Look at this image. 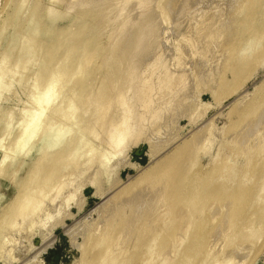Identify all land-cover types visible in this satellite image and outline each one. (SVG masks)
<instances>
[{
	"label": "rangeland",
	"instance_id": "rangeland-1",
	"mask_svg": "<svg viewBox=\"0 0 264 264\" xmlns=\"http://www.w3.org/2000/svg\"><path fill=\"white\" fill-rule=\"evenodd\" d=\"M54 1L55 0H26L25 1V2H27V4H26L22 0H19V1L18 0H0V29H2V27L3 28L7 27L5 29H2L4 32L3 31H1L2 33L0 32L2 34L0 36L1 37V39H0V54L2 55V52L4 51V49L8 46L7 44H10L11 47H13L15 45L17 47L15 46V47L11 48L9 46L8 48L5 49L4 52H7L6 50H10V48H11V49H13V54L15 53V55L20 52V55L24 54L23 55L24 57L26 55L29 56V57L26 56L27 58L25 57L26 59H23L21 62V64L26 62V61H28V63H29L28 68L23 67V68H25V69H23V71H22L21 67L18 68V65H17V68L12 67V66H15V65H12L14 63H11V61L9 62V63H11L10 64L11 69L12 68H16V69L21 68V70L16 72L17 70L15 69L16 70L15 71L13 69L12 72L13 71L14 72L13 73L11 72V74H10V72H7L9 74L8 75L6 74L7 77H5V78H7L6 81H8V82L4 81L5 79L3 77V81H4L3 83H5V84H3V86L5 87V89L2 86L1 89H3V90L0 93L3 96V98H2V96H0V113H1L0 114L1 115L0 116V128L2 130H5L1 133L2 130L0 129V137L3 139L2 140L0 138V140H2V141H0L1 142L0 143V223H1L0 224V264H83V262L85 260L92 259L94 257V255H97V257L98 256H104V255H107L109 253L112 254L119 249H123V251L122 252H121V250L119 251V254L117 255L118 258L114 264H142V263L144 264V262H143L144 260H147L146 262H148L150 264H158V263L161 264V262H163V260H165V259H167V260L169 259L167 261L168 264H186V263L198 264L199 262H201V263L203 262V264H207V263L209 264L213 259L205 258V255H206L207 251H210L211 249L214 248V247L212 248L210 246L211 248L208 249V247L210 245L209 239L211 241L213 240V239H211L212 234H213V233H211V231H213V229L215 228V226H217V224L220 220L217 219L216 223L215 222L214 223L208 222V221H210V218H211L210 216L212 215V214H210L211 212H209V211H211L212 208H210L209 210H205L208 207V204L209 203L212 204L215 200H216V202H215L216 204L220 205V202L224 203L223 201H225L226 198L229 199V196H231V193H232L231 190L234 191L237 189L239 196H242V198H244L246 202L249 198L248 205L244 206V209L242 207L241 211H238V213L242 212V214L244 216L246 215L245 219L242 223L247 225L248 220H249L248 217H251L250 215L252 214L253 210L256 209V207L258 205L257 202L260 203L261 199L262 198L264 199V197H263L264 192L259 191L260 186L258 185V184H261V182H262V181L260 182V180H258V179L261 177L260 175H262L261 174V173H263L262 171H264V169H263L264 168V147L262 148V150L260 149V147H258V146H264V144H263L264 143V123H261L258 126V128L255 131L254 136L250 140L251 146H253V145L255 146V151H253V147H254L253 146V147H251L252 150L247 148L249 150V152H247V153H245V150H246L245 149L244 150L245 154L243 155L242 149L244 146H241L239 142L236 143V141L234 139H233L234 140L233 142L228 139V137H230L231 135H233L235 137L236 133H240V132L242 133L245 125H248L251 121L257 120V118L259 119L260 116L264 117V110H262L263 109V104H262V100H261L262 98L260 99V97H262V93L264 92V83H263L264 82V58L263 57L261 58V60L263 59L262 61L260 59H258L261 57L260 54L264 53V52L262 53V51H264V48H263V50L260 48V47L264 46V45H262V43H264V41H263L264 40V37H263L264 32L262 33L263 36H261L262 39H260L261 44L259 45V44L255 43V46L257 44V46H259V49L258 48L256 50L252 49V51H254L255 54L252 57L248 58L251 61L252 58L254 60V58L257 56L258 58H256V59L258 60V62H256V59H255V62L253 60H252L253 62H250L246 58H244L241 61V59L243 57H241V59L239 58V55L237 57L236 55L239 52L237 51L238 53H236V51H235L236 50L235 49V47H236L235 43H237L236 40L239 36L238 32L240 33L242 31L244 33L243 30H245V29H241L240 31L239 30L237 31V29L233 30V29H235L234 28L235 26H233V23H235L239 20L238 19L239 17L237 18L238 20L235 19V17L239 16V14H240V17L241 16L244 17V20H243V18L240 19L243 22L246 20V18L251 19L253 16L254 18L258 19V22L256 23V27L258 28V26H259V28L261 30L264 29V20H263L264 18H260V16L262 14H264L263 13L264 12V6H262V0H259L258 2L256 1L258 8H257V10H255L253 12H250L249 9L246 10L245 8L243 11V5H244L243 3L245 2V0H235V3L237 1H244L243 3H240V4H243V5H240L242 7L240 10H242L243 12L241 11V13H240L239 12L240 10L239 11L237 10L239 13L237 15V12H236L237 16H235V14H234L236 10H234L233 13L231 10H229V12L231 13V14L229 13V15H228V11H225L228 8L227 6L229 4H231L232 0H228V2L226 0H220L222 4H223L222 1H226L224 3L225 5H223L224 7L221 5L223 7L222 9H224L225 6L227 7L224 9V11H225V13L223 11L224 16L220 20L223 24L219 21L222 26H219L221 28H218V29L219 30L221 29L220 32L222 30H224L221 32L223 34H221L219 32V34L221 36H219V34H218V36H219V37L217 36L218 38L215 37L214 39H211V41H215V42H212L213 43L212 46L210 45L212 43H210V44L208 43L210 40L208 41L206 39L205 41H208V42H206L204 44L205 41L201 40V38H200V41H203L201 43H203L205 46L201 47V46H203V44H201V46L196 45L195 47H197V48L190 46L191 45L190 40L194 38L193 35H195V39H194L195 41H196V39H198V36L195 33L198 30V28H195V26L191 23V26H188L189 24L187 25L188 27H186V32L183 31V33L186 36L183 33H181V34L179 33L180 31L178 29H179V27H181L180 26L181 20H179L180 16H177V15L180 14L179 11L181 10V7H182L181 2L176 4V2L179 0H177V1L176 0H150V2H148L147 6H146L147 8L143 9L144 12L142 11V9H137L138 7L135 8L137 6V4H135V3L139 2L138 0H134L133 3H132V1H130L129 3H128V1L126 3L124 2L125 4L122 3V4H124L123 6L121 3H120V5H118V1L115 0L116 3L112 6L113 10H111V11H108L109 10L108 6L113 4L114 0H99L100 2H99L98 9L96 7V10H94L93 13L91 12L93 17L91 15H89V17L87 15V17H86V16H84V14L86 12H88L89 9H92L98 3L92 4V2H90V3H86V5H84L83 3H81V0H61V1L59 0L62 4V6L60 4L61 10H63V7L65 8V5L68 1H71V3L75 2V6H74V8H72L70 10V15H69V13H65L63 16L59 17L55 21V23L53 24L54 28H55L54 33H53L54 36L53 37L51 36L50 38L48 37V41L45 40L46 36L44 34L46 31L44 32V30H43L44 28H46V30L48 29L46 27L48 25H45V24H48V20L46 21L44 19H41L40 24H41L42 30H41L40 35L43 37L44 40L42 39V37L40 35H39L40 37L38 38V40H39V43H41L42 45L47 42V44H44V45L49 46L54 42V40L56 42L57 39H59L62 36V32L64 30H68L70 27L72 28L71 25H74L73 22L76 23V20H78V18H80L79 16H81V18L79 19L80 22L77 21L78 23H76L75 26L78 25L77 27H80L79 25H83L85 23L83 25V27H84L83 32H85V29L89 30V32H90L92 29V26L94 27L92 21L95 19H96L95 21H97V17L99 19V16L101 15V13H105L106 17L107 16L110 17V14H112V16H115L116 13L118 12L116 10L117 9L123 10V7L125 8L127 4H130V5H127V6H129L130 9L126 8L124 12L123 11H120V13L118 12L119 18H120L118 21L120 22V20H121V22H124L122 24L127 25L126 24L127 18L129 16L132 18L131 21H133V22L128 23V25L126 27L124 26L126 28L127 32H131L134 30V33L135 34L140 33L141 34L140 38H142L144 36L141 33L143 30V26L147 25V27H148V24L151 23L149 21H151V20H152L153 24H151L148 28L146 27L148 30H144L145 34H146L145 35L146 41H145L143 47L140 49L139 48L136 49L134 47H131V45H133V44L129 45L131 38L126 34L127 32H126L124 27L118 28V26H117V25H119L118 21H116V24L114 22V24L112 25V28H113V26H115V27L117 26L116 29H113V31L115 30L117 32L116 33L114 32L113 34H111V33L103 34L102 33L101 35L97 36V38L99 37L100 39H97L96 36H94L95 37V44H94V40L92 37H91V39L93 40V42L90 39H89L90 41H88V39L85 40V37H87L89 35L88 32L87 33L85 32L86 34H84L85 35L84 41L81 40V39H83L81 37L79 39L83 43H85V41L89 42V44H88V42H87V44H84V46L86 45L85 48H87V50H90L88 46L91 45L92 43H93V45H92L93 47L90 46L92 48H94L96 45H98V48L96 47V49H98V51L95 50V48L93 49L95 52L91 50L92 53L93 52L95 53V56H97V59H96V57H95V59L93 58L94 63L93 64L91 63L92 65L89 69H82L81 70L82 74H74L73 73L74 77H76V78L75 79L73 78L71 81L69 80L70 82L66 79H63L64 81L66 80V82L68 81L67 83H68L69 87L61 85L64 82H60V84H58L57 88H55V90H54L55 93L59 92L62 88L64 89V88L68 87V89H67L68 92H67V90H65L64 95L66 93V95L68 94V96H69L68 97L69 99L65 95V96H63L64 98H62L64 101L62 99H60L59 103H58V101L55 102L57 109L55 107L53 110L56 109L57 111L55 110V112H58V110L60 109V112H58V114L56 113L57 116L55 115V112L53 115L58 117V119H55L56 117L53 115H51V119H50V116H47V118H46L47 121L45 119L42 120L44 122H42L41 125H40L41 121L39 119H36L34 121L35 123L37 122V125L34 128L35 130L31 133V136L28 137V138H30V142L27 139L28 143L24 142L25 146L23 149H21L22 151L23 150L24 151L22 153L20 151V153H19L18 146L16 145V143H18V138L24 133V130L26 129V127L29 126L30 124H32V122L30 121L32 119L31 114H30L31 112H28V111H31V109L35 111L37 109L36 111L42 112L44 110L45 113L47 114V113H50V110L52 109V107L55 106V105L52 106L50 103H48V104L43 103L41 105L42 108L40 106H36L38 104L34 105L35 103H37V101H36L37 99L35 100V98H36V95L38 96L37 91L39 89V87H37V86H36L37 88H35V85L37 84V81L39 82V80L40 81L42 80L41 81L42 83H40V85H39V83L37 84L40 86V90H42L41 85L46 81V79L50 78V77L48 78V76H51L53 74L54 70H52V69H55L57 67V65L62 60L61 59L62 57H60V55H58V53L61 52L62 53V54L60 53L61 56H65V55H63V52L65 54H67V52H66L67 50L65 51L66 47H64L65 49L64 50L62 49L63 51L59 50L58 52H56L57 53L56 55L59 56L60 58L58 57L56 59L54 58L53 60H51V58L55 55H53V54L46 55L44 52L43 53L40 52V55H38L40 57V59L37 60L36 59V57H38L37 55L34 57L32 54H30V49H28L30 43H27L28 46L22 50L23 52H24V50L25 51L28 50L27 52H29V53L28 54H26L27 52L21 53V48H23L24 47L23 45L25 44L24 43L25 38H27L26 36H28L27 35L28 25H26L27 21L29 20L28 18L31 16V14L33 12L36 13V11H37V13L35 14L36 17L37 16L38 17L44 16L46 14L47 6L48 7L51 6ZM192 1H194V0H192ZM201 1L202 0H199V1L197 0V4L196 5L192 4V6L195 7L196 9H197V7L200 9L201 7H203L201 5L204 4V2H203V4L200 5ZM204 1H205V3H208L210 5H212V3H213L212 0H210V1H212V3L208 2V1L206 2V0H204ZM220 1H218V3ZM20 2H21V4L19 5ZM173 2L175 3V5H179V6H177V9H178L177 11L172 12L170 9H172L171 7L175 6L172 4ZM198 2H200V3H198ZM76 3H79V4L76 5ZM214 3H216V0ZM218 3H216V4H218ZM16 4H17V7H19L18 11L16 9L17 7L15 8ZM208 4L204 5V6H206V8L204 7L205 9L209 8L208 6H210V5H208ZM263 4H264V0H263ZM82 5H84L83 9L86 11L84 13H82L83 12L82 11L83 9L81 7ZM131 5H134L135 7L131 6ZM168 5L169 6L171 5V7H169ZM237 5H239V3H237ZM120 6H122V8ZM192 6H190L188 8V10H191L190 8L193 9ZM233 6H231V7H233ZM44 7L46 8L45 10H43ZM231 7H229V9H231ZM9 8L12 10L8 11ZM37 8L41 12L38 11ZM174 9H176V7H173V10ZM196 9H194V10L196 11ZM42 10H43V12H42ZM72 10H73V12H71ZM98 10H99L100 14L98 13ZM201 10H204V9L201 8L200 10H197V11L199 12ZM9 12L11 14L8 15ZM23 12H25V13H23ZM121 12H123V13L126 12V14L128 16L121 13ZM198 12H196L197 13L196 15H198ZM94 13H96V14H94ZM175 13H177V15H175ZM37 14H39L40 16ZM105 14L100 16V18L101 19L105 18ZM120 14H121V16L123 15L122 17L127 16L126 20H122L125 18H122L120 16ZM225 15H227L228 18L231 15L234 16V19H233L234 21L230 20V18L227 19V17H225ZM9 16L12 18L10 19ZM26 16H27V18H26ZM46 16H48V18H49L48 14ZM153 16H155V17H153ZM232 16H231V19H232ZM13 17H15V20ZM147 17H149V18H147ZM86 18H91L92 21L87 20ZM175 18H177L178 21ZM186 18L189 19V17H186ZM192 18H195V16L191 17V19ZM225 18L229 22L233 21V23L231 24L227 21H223V20H225ZM8 19H9V21H8ZM81 19L84 20L83 24H80L83 21ZM101 19H99V20H101ZM25 20H27V21H25ZM85 20H87V21H85ZM141 20L144 21L143 24L139 23V21H141ZM183 20H187V19L183 18ZM90 21H91V24L86 23V22H90ZM137 21H138V23H137ZM145 21H148L149 23H147ZM121 22H120V24H121ZM224 22H226V23H224ZM18 23H19V25H18ZM238 23H239L238 25H241L242 22L238 21ZM154 24H155V26H153ZM176 24H179V25L177 26ZM226 24H228L227 27H225ZM89 25H92L91 28L89 27L90 29H88V27H85V26H89ZM192 25L194 27H192ZM25 26H27V27H25ZM139 26H141V27H139ZM152 26L155 28H152ZM232 26H233V28H232ZM16 27L18 29H20L21 31L18 29L16 31ZM77 27H76V31H74L75 28L73 26L74 29L72 31L75 32V36H78V35L80 36V35H82V33L79 34L78 32H80V30L83 27L82 28L81 27L77 28ZM150 27H151V29H150ZM204 27L208 28L207 25ZM253 27L255 28V25ZM253 27L251 26L250 28H253ZM158 28H160L159 30L162 31L161 33H159ZM175 28H176V30H175ZM222 28H225V29H222ZM77 29H78V32H77ZM120 29H121V32H120ZM152 29L154 30V32ZM195 29H197V30L195 31ZM231 29L234 33H236L238 35H234L233 32L231 33ZM118 30L120 33L118 32ZM173 30L175 31L174 33H173ZM249 30L250 29L248 28V32L244 33L245 34L244 38H246L250 34V32L253 33L255 29L250 30V32H249ZM246 31H247V29H246ZM73 32H72V34H73ZM91 32H90V34H91ZM24 33H26V35ZM151 34H152V36H151ZM161 34H162V36H161ZM177 34H180V35H177ZM154 35H156V36H154ZM240 35H242V34H240ZM75 36L73 35L74 38H77V41H76L77 43L76 42H73V43L76 45V48H77V46H78L77 44L80 43L81 41H78L79 36L78 37H75ZM104 36H105V38H104ZM115 36H117V38ZM137 36H140V35L137 34ZM177 36L178 37L180 36L179 39L177 38ZM82 37H83V35H82ZM118 37H119V40H118ZM159 37H161L163 39V40L161 39V41H163L162 45H164L165 47L167 46V44H170L167 46L169 48V50L172 49L173 46H175L177 48V50H178V46L180 47L179 48L180 51L178 50V53L181 52L182 55L179 53L181 57L177 56L179 54L176 53V50H175L176 48L172 49L173 52L171 54L173 56H175V53H176L177 55L174 58L172 55L170 56V58L174 59V60H171V67L174 70L175 75H178L177 77H179V75L186 73V72L191 74L190 77L188 78V80L185 82V84H181V85L178 84L182 87L181 88L182 90H181L180 100L179 99L174 100L172 105H171L175 109H170V108H164L163 109V108H161L162 109L161 114L166 113V112H171V113H166L162 117V119L160 121H158L157 125H153L152 128L150 127V128H147L146 130L142 131L143 133L141 132L142 133L141 136H139L135 141L131 142L130 145L126 148L127 150H125L124 153H121L119 155L114 154L112 151H109V149L103 145L100 146L95 151V154L94 153L89 154V155L87 154L90 157V159H88L89 157L85 156L86 153L88 152L89 148H86L79 153L77 152L78 155L80 157L82 156L83 158L82 157L79 158L78 155L77 156L74 155L76 158H78V160L75 157L72 158L71 156H69L68 154H70V153H68V152L62 153L63 148L65 146H66V148L67 147L72 148V146L74 144L78 143L80 141V139H82L84 137L86 138V140H89L90 143L91 142L102 143L101 141H103L107 138L109 132L106 131L107 128H105V126H103L104 124L99 126V128H100L99 133H97V132L93 133L92 131L88 132V130H89L88 128H90L91 126H95L96 123L98 124L99 123L98 120H100V119H109V118H113L116 115L118 116L119 114H122L123 109H119V106H120L119 105V102H120L119 93L120 92L121 93L126 92L124 89H128L127 87L129 84V82H128L129 81V75L125 74L126 77H124L125 76L124 73H127L128 69L130 71H133L136 67L139 66L141 60H143V59L147 58V56L149 57L151 55V49H149V48H151L152 44H156L157 43L156 41H159V39H160ZM239 37H241V36H239ZM87 38H90V37L88 36ZM226 38H229V39L227 40ZM234 38H235V40H234ZM29 39H31V38H29ZM49 39L52 43L49 41ZM52 39H54V40H52ZM155 39H156V41H154ZM215 39H217V40L220 39V40H218V43H216L217 40H215ZM34 40H32V41H34ZM132 40H134V39H132ZM73 41H75V39H73ZM114 41H117V42H114ZM200 41L199 42L196 41L197 44L200 43ZM42 42H44V43H42ZM90 42H92V43H90ZM140 42H141V40H139V43ZM172 42H173V44H172ZM176 42H177V44H176ZM225 42H227V43H225ZM13 43H15V44L13 45ZM149 43H150V45H148ZM207 43L209 44V46ZM27 44H25V45H27ZM174 44H176V45H174ZM221 45L223 47H221ZM148 46H150V47H148ZM229 46H231V48H229ZM191 47H192V49H191ZM198 47L200 49H198ZM76 48L73 47V49H76ZM185 48H186V50L188 49V51H181V50H184ZM193 48L195 50L194 52H192ZM225 48H227V49L229 48V49L226 50ZM14 49L16 50L17 53L14 52ZM233 50L235 52V55H234V52H232ZM260 50H262V51H260ZM106 51L110 53L109 56L107 55L108 57L105 56L107 53ZM224 51H226V52H224ZM229 51L231 53H233L234 57H233V55L232 56L230 55ZM98 52H100V53H98ZM185 52H187V53H185ZM198 52H200V53H198ZM204 52H206V53H204ZM222 52H223V55H222ZM83 53L86 55L89 52H86V50H83ZM94 53H93V55H94ZM224 54L226 56H224ZM32 56L34 57V58H32L33 61L30 59ZM227 56H229V57H227ZM230 56L233 58L237 57L236 58L237 60L234 59L233 62H231L230 66H229L230 70L228 68V70L226 72V70H225L226 65L225 64L229 63ZM115 57L118 58V60L116 62L114 61ZM176 57H178L177 58L178 61L175 59ZM44 58L47 60H45ZM63 58L65 59V57H63ZM223 58H225L227 62ZM27 59H30L31 61L29 62V60H27ZM57 59H59V61ZM208 59L210 62H208ZM227 59H229V60H227ZM34 60H36L37 62H35ZM41 60H43V61H41ZM44 60H45V62H44ZM179 60H180V62H179ZM39 61L43 62L44 64L39 63ZM54 61H55V63H57L56 65L54 63H52ZM120 61L121 62L123 61V62L120 63ZM235 61L241 62L244 65H245V63H243V62L249 61L250 64L253 63L254 65H252V66H250L249 64L247 65V63H248L247 62L245 69H244L245 71H244L242 68L244 66L240 65V66H242L241 67L242 69L239 68L238 66H236L234 64ZM259 61L261 64L259 63ZM9 63H8V65H9ZM38 63H39V65H38ZM127 63L130 65H132L134 63L136 67L133 65V66H131V68L130 67L128 68ZM178 63H180V64H178ZM8 65H6V66L9 67ZM43 65L44 66L47 65L46 68L47 67L48 68L46 69L45 67H43ZM51 65L55 68L51 67ZM179 65H181L182 67L179 68L180 67ZM185 65H187L188 67H186ZM200 65H201V67H199ZM19 66H23V64L19 65ZM99 66L101 69H99ZM102 66H104V68ZM223 66H224V70L222 69ZM233 66L236 67V70L240 69L242 71L239 70L237 72H234L236 75H233L232 71H231V70H233ZM7 67H6V70L9 69V68L7 69ZM184 68H186L185 69L186 72L183 71ZM187 68L191 72H189V70ZM41 69H42V71H41ZM98 69L100 70L99 76H98L99 79L98 80L94 79L95 81L92 82L91 84H89V82L87 83L89 78H91L89 76L94 75V76H92L94 78L95 73L96 74L98 73ZM221 69L223 72H225V73H221V74H224V76L222 75V77H223L222 79H220V77H219V75H221L220 74ZM48 70L51 71L50 75L48 74L49 73ZM176 70L180 71V73L177 72ZM181 70H182V72H181ZM9 71H11V70H9ZM46 71H47V73H46ZM71 71H72V69H71ZM130 71H128L129 72L128 74L131 73ZM78 72H79V70H78ZM176 72L179 74H176ZM14 73H17V74L14 76ZM116 73H118V74H116ZM45 74H46V78H45ZM70 74H72V73H70ZM112 74H116L117 77H116V75L114 77ZM12 75H13L14 80L12 78ZM118 75H120V76H118ZM80 77H81V79H80ZM177 77L175 76L174 79H176ZM77 78H78V80H76ZM124 78L127 79L128 81L126 82L124 80ZM218 78L220 80H218ZM8 79H10V80H8ZM84 79L86 82L85 84H84ZM73 80H74V82H73ZM34 82H36V83H34ZM67 83H65V84L67 85ZM45 85L46 84L44 83V87H45ZM70 85H72V86H70ZM117 85H120L121 87L120 86L119 87L122 89L117 87ZM74 87H75V89H74ZM93 88L94 89L97 88V89H95V90H97L96 91L97 94L95 95L94 98L97 100H100V103L99 102L98 103L101 105V106H97L98 105V103H97L95 108L100 109L102 107L100 111L97 109L98 112H101V111L102 112H101V114L100 113L98 114V112H97V114H95L96 109L92 108V106L93 107L95 106V105H93L95 103H93V104H90L91 106L88 105L89 107L86 106V109H87L86 111L93 109L95 112L91 111V115H93L92 112H94V114L98 115V116H95V115L90 116L88 114L83 115L82 112H80L78 109L86 101L85 99H87L86 98L87 96L86 95L83 96V94H87L88 92L93 91L92 90ZM114 88L116 90H121V91L120 92L116 91L115 94H114V92L111 93L112 90L113 91L115 90ZM72 89H74L75 92ZM77 89H79V90H77ZM259 89H261V90H259ZM70 91H71V94L69 93ZM256 91H259V92L256 93ZM105 93L108 96H106ZM109 93H111V94H109ZM112 94L115 95V97L111 96ZM254 94L257 97L259 96V98H257ZM60 101H63V102L60 103ZM104 101H107L110 103L103 105ZM259 101H261V102H259ZM259 103H261V105H262L261 110H260L262 112L259 111V109H260V107H259V109H256V111H254L251 114L246 113V111L247 112L249 111L250 106L253 108L255 105V107L258 108L257 105L260 106ZM68 104H69V106L71 104H73L72 105L73 108L68 106L70 109L67 108L68 111L67 110L65 111V108H63V107L67 106ZM103 106H104V108H103ZM43 107H44V109H43ZM1 108H2V110H1ZM38 108H39V110H38ZM46 109H49V110H46ZM119 110H121V111H119ZM46 111H48V112H46ZM61 111L63 113H61ZM257 111H259V112L257 113ZM116 112H118V113H116ZM61 114L63 117L61 116ZM238 114H239V116H238ZM12 117H13V121H12ZM10 118H11V120L8 122V120ZM251 118H253V119H251ZM170 119H173L174 122L170 121ZM250 119H251V121H250ZM240 120H241V122H240ZM11 121H12V123H11ZM51 121L53 124H54V122L57 123V124H54V125H56V127L52 123H50ZM166 121H168L167 123L169 125L167 127H166V125H167ZM244 121L248 122V124L245 123ZM6 122H8V123H6ZM48 122H49V124H48L49 126L46 125V123H48ZM59 122L60 123L62 122V123L60 124ZM87 122L91 126H89L85 129ZM9 123H11V124L9 125ZM232 123H233V125H232ZM4 124H6L7 127ZM51 124L54 126V128L52 126V130H50ZM172 124L174 126H170ZM240 124H244V125L240 126ZM236 126L238 128H236ZM3 127H4V129H3ZM11 128H14L13 131ZM8 129H10V130L8 131ZM45 129H46V132L48 135H50V133L52 132L50 137L53 139V141L50 137H49L50 140H47L48 141L47 145H49L50 141H52V143H53L52 144L50 142L53 145V146L51 145L52 148H51V151H49V153L52 152L51 153L52 155H50V156H52L54 159V157H57L61 154V157L58 158V160L59 159L61 160V161L60 160L58 161L60 163V165H59V163H56L58 165L56 166L55 171L53 170L55 173L53 171H52L53 173L51 172L52 168L55 167L54 166V160L51 157L50 158L52 160L49 158L48 163L47 162L45 164L42 163V166H40V167L35 166V164L38 162V160L40 158L42 159V157L45 153L44 150L39 151V152H37L35 150V147H36L35 144L37 142H38L37 144L40 143L39 141L43 137L42 134L46 135ZM159 129H161V132H159ZM223 129H225V130H223ZM239 130H240V132H239ZM105 132H107V133H105ZM156 132L160 133V134H157ZM49 138H47V139H49ZM226 138L229 140V142H227L228 140H226ZM27 140H26V142H27ZM200 140H202V141H200ZM204 140H205V142H204ZM199 141L201 143H199ZM221 142H223V143H221ZM219 143H220V145H219ZM26 144H27V146H26ZM198 144H200V145L205 144L206 146L205 145L204 146L208 148L207 151L209 150V152H208L209 154L207 152H205L206 151L205 147H204V149H202L203 146L202 145L200 146ZM241 144H243V143H241ZM179 145H181V146H179ZM223 145H225V147H222ZM220 146L222 147V149L220 148ZM73 147H75V146H73ZM215 147H218L217 151H216L217 148L215 149ZM199 148L201 149L200 151H199ZM223 148H224V152L218 153V151H220V150L223 151ZM256 150L259 153L258 152L256 153ZM201 151L202 152L204 151V152L202 153ZM213 151H214V153H213ZM64 152H65V150H64ZM253 152H254V154L256 153L255 154L256 156L253 154ZM199 153H201V154L199 155ZM204 153H207V154H204ZM17 154L18 155L20 154V155L18 156ZM45 154H47V153H45ZM216 154L217 155L221 154V157L224 156L223 159L225 158L224 159L225 161L224 160H223V162L222 161H219V162L212 161V160H218L219 159L220 156L218 155L219 156L218 157ZM90 155H92V156H90ZM233 155H235V156H233ZM259 155H260V157H259ZM72 156H73V154H72ZM205 156H207V157H205ZM209 156H210V158H209ZM5 158H6V160H5ZM212 158H214V159H212ZM80 159L83 160L82 162H84L85 160L86 161L90 160V163H91L90 168H88V170L85 171V173L78 180L75 181V179H73V177L71 180L75 181L74 182L76 184L75 186H78L79 188L82 186L83 188L81 187L79 189L80 193L78 192L76 194V196H74V197H70L67 199L61 198L62 194L64 192H67L68 184L70 182H72V181H67L66 183H68V184H63V183H61L62 182L61 179L64 175L72 174L76 167L79 168L78 163H80V164L82 163ZM4 160H5V162H4ZM239 161H240V164H238ZM252 161H253V165L251 163ZM232 165H234V168H231V167H233ZM244 165L246 167H244ZM209 167H210V169H209ZM201 168L202 169L204 168L205 170L204 171L202 170V172H200ZM219 169H221V170H219ZM231 169H232V171H235V172H232ZM214 170H219V173L223 170V172H221L220 174H223V176H226V177H223V176L219 177V176H217V175H219V173H218L217 175L215 174L216 177H218V179L216 177L215 178L213 177V179H210L209 178L210 174H208V171H210V172L213 171L212 173H214ZM239 171H241V172H239ZM204 172H207L206 178L203 177V176H205ZM231 173H232V175L235 174L237 176V178L233 179L231 181L230 180L228 181V179H229L228 176H230V178L232 176ZM221 177H223L225 180H223ZM219 178H221L222 180L221 179L219 180ZM50 179H52V180H50ZM55 179H56V181H55ZM207 179H210V183L207 182L201 190L197 191L195 186L196 185L198 186V184L201 185ZM35 180H38L39 182H37ZM34 181L38 183V184L37 183L35 184L36 186L33 185ZM45 182H46V184H44ZM54 182L59 183L58 186H59V188L61 186V190L60 189H58V190L61 191L62 193L59 192L56 187H53V185L55 184ZM196 182L198 184H196ZM29 183H31V184L29 185ZM58 183H56V184H58ZM60 183H61V185H60ZM41 184H42L41 188L43 187L42 189L39 187ZM49 184H51V185L49 186ZM31 185L34 187H32ZM45 186L49 187L47 189V191L50 193H48L47 191L46 192L43 191V189L44 190L46 189ZM167 186H168V188L166 190H164L162 192H158V196L160 198V200H158V203L163 202V204L165 205V207H160V205H157L154 201L156 189H160L162 187H167ZM35 187L37 188L38 192L36 191ZM38 187L41 190H39ZM258 187H259V189H256ZM51 188H52V191H51ZM253 188H255L254 189L255 191L253 190ZM81 189H83V190H81ZM237 190H236V192H237ZM26 191H29V192H26ZM32 191L34 192V194H32L33 193ZM54 191H56V193L53 196L51 194H53ZM140 191H144V194L141 197V200L138 202L133 201V198ZM43 192H44V194H43ZM47 193L50 195L46 198L44 196H47L48 195ZM192 193L198 194V198H199L198 201L195 202L196 207H194V208H197V207L200 208L201 207L203 209V211H199L195 214H192L191 208H193V207L190 206L188 204V202L186 201V199ZM18 194H20V195H18ZM170 194H172V199H169ZM222 194H225L224 197ZM32 195H33V197H32ZM50 196H51V198H50ZM52 196H53V200H51ZM35 197L36 198L38 197L37 201L39 200V203H40L39 205L36 202H34V200L31 204L26 202L27 198L28 199H33V198L36 199ZM62 197H64V196H62ZM260 197H262V198H260ZM251 198H253V199H251ZM23 199H25V200H23ZM22 201H23V204H22ZM251 201H253V202L251 203ZM120 202H125L129 206L126 213H121V212L117 211L118 208L116 207V203H120ZM18 203H20V204H18ZM215 203L212 206L213 208H214V205H216ZM253 204H256V205L253 206ZM22 205H26V207L23 211L21 209ZM245 207H246V209H245ZM46 212L49 213L51 215V217H46V219L42 222L41 221L42 219H40L42 217L41 214H43V217H44V215H45L44 213H46ZM209 214H210V216H209ZM241 215H240V217H243ZM17 216H18V218H17ZM103 216H105V217L112 216L115 219L117 231H118L120 226H122L123 224H125L127 222V219H132V218L137 219L136 225L141 230L140 232L137 233L138 241H142V239L144 237L152 236L151 231H159L161 233V236H160V238H157L153 241V243H154V245L152 243V246H153L152 249L154 248L153 250L151 249L148 252L146 247L145 248L142 247V248H140V250H139V248H135V250L133 251L129 247V243L132 239L131 232L127 229L122 234V237H124V239H125L124 242H122L118 246H116L114 238L107 239L108 242L110 240H112V244H111L112 246L109 249L105 250L102 245L99 246V244H98L97 246H95V243H93L94 241H97V240L100 241V239H102L101 238V236L103 235L101 233L102 230H99L100 231V234H99V231L96 230V228L101 223V219ZM247 218H248V220H247ZM14 219H15V221H14ZM254 219L255 218H253V220ZM246 220H247V224L245 223ZM189 223L193 227L190 226L191 229H189V231H187V232L184 231L185 234L183 232L182 236H178V238H180L179 243L181 244V241H183L181 246L180 247L178 246V245H180L177 243L178 240L174 243V244H176L175 247L178 248L179 250L177 249V252L176 251L171 252V254H169L170 258L167 255L168 252L167 253L165 252L164 254L160 253L161 256L163 255L161 257L158 253H159V251L163 250V247H166V246H164V244L165 245L168 244L169 236L171 235L170 238L173 236H176V234H175L176 230H179L182 226H186ZM241 226L245 227L244 225H241ZM242 229H243L242 227H239L240 231L238 230V232H240L241 235L244 236V234H242L244 232H241V231H243ZM262 229H264V228H262ZM95 230H96V234H98V236H99V239H96V237H98V236L95 235ZM91 231H92V233H91ZM97 231H98V233H97ZM146 231L148 232L147 234H146ZM238 232H235L232 235H234ZM261 234H262V238L261 237H260L261 239L259 238L260 241L258 240L257 235L252 236L254 239L253 238L249 239V240L253 239V240L249 241V243H251L252 241L258 240L259 243H261V245L260 244L259 245L257 244V245L260 247L256 246V244H255L256 241H255V243L252 242L255 245L251 244L249 246L248 241L247 240H246L247 242H245V240L242 241V238H240L241 237L240 234H237L238 236H240L239 238L242 241L241 243L244 242L245 245H248L249 248H251L253 250V254L255 255V256L252 255L254 258H252V256H251L252 260L250 258L249 259L250 261H247V264L249 262H250L249 264H264V233H263V231L262 232L260 231V235ZM88 235L89 236H96V237H91V238L89 237L88 238ZM232 235H231V237H233ZM202 236H203V238H202ZM238 236L237 237L234 236V238L236 237V239H237ZM231 237L229 236V238H227L228 239L227 241L228 242L230 241L227 244V245H229V248L228 247L226 248L227 251H225V250L222 251L223 249H225L224 247H223V249H221L222 247L221 248L216 247V249L219 248L221 250L217 249L219 251L214 250L213 252H215V251L224 252V254L227 252V254H231L230 253L231 250L233 249V251H234L236 249L234 247H236L238 244L241 246H244V245L240 244V241H238L239 243L237 244L236 240H235V244H233L234 246L233 245L230 246V243L232 244V242H233L232 240H234V238L231 240ZM255 237H257V238H255ZM164 241H167V243ZM261 241H263V242H261ZM145 243H147V242H145ZM139 246L140 245H138V247ZM161 246H162V248H160ZM252 246L256 247L255 253H254L255 247L253 249ZM169 248H167V249H169ZM242 248H244V247H242ZM256 251H258V252L256 253ZM146 253H148V255ZM169 253H170V251H169ZM156 254H158L159 257H161V258H159ZM165 254H166V257L164 256ZM224 254H223V257L228 256L227 254H225V255ZM172 255H173V257H171ZM221 255H222V253H221ZM221 255H220V257H221ZM150 256H151V258H150ZM167 256H168V258H167ZM175 256H177V257L174 258ZM207 257H210V256H207ZM148 258L152 259L151 262L148 261L149 260ZM171 258H173V259H171ZM204 258H205V260H203ZM230 259H231L230 257L227 258V260H229V261H230ZM231 260H233V262L231 261L230 264L236 263L234 261V259H231ZM204 261H205V263H204ZM104 264H107V261L104 262Z\"/></svg>",
	"mask_w": 264,
	"mask_h": 264
},
{
	"label": "bare ground",
	"instance_id": "bare-ground-1",
	"mask_svg": "<svg viewBox=\"0 0 264 264\" xmlns=\"http://www.w3.org/2000/svg\"><path fill=\"white\" fill-rule=\"evenodd\" d=\"M19 1V0H18ZM23 2H25L26 0H22ZM59 0H55L54 2H53V4L51 5V6H47V10H46V14L44 15V16H42V17H36L35 16V14L37 13V11H36V13H32L31 14V16L28 18L29 20L27 21V20H25V21H27V24L26 25H28V30H27V35L28 36H26L27 38H25V44H27V43H30L29 44V48L28 49H30V54H32L34 57L37 55H40V52H44L46 55H49V54H53V55H55V56H53L52 58H51V60H53L54 58L56 59V58H58L59 56H57L56 54V52H58L59 50H61V51H63L65 48L64 47H66V49H65V51L67 52V54H65L64 52H63V55H65V56H61V52H59L58 53V55H60V57H62L61 59V62L57 65V67L55 68V67H53L52 65H51V67H53V68H55V69H52V70H54L53 71V74L51 75V76H48V78L49 79H46V81L44 82L46 85H45V87H44V83L41 85V88H42V90H40V83H42L40 80H39V82L37 81V84L39 83V85H35V88H37V87H39V89H38V96L36 95V98H35V100L37 101V103H35L34 105H36V104H38V105H36V106H40L41 107V105L43 104V103H46V104H48V103H50L52 106L53 105H55L56 103V101H58V103H59V100L60 99H62V98H64L63 96H65L66 95V93H65V95H64V91L65 90H67L68 89V87H69V85H68V81L70 80H72L73 78L75 79L76 77H74V74H82L81 73V70L82 69H89L90 67H91V65L94 63V59H95V57H96V59H97V56H95V51L93 50L94 48H95V50H97L98 51V49H96V47L98 48V45H96L94 48H92L93 46V40H94V44H95V37L94 36H96V38H97V36H99V35H101L102 33L103 34H105V33H111V34H113L114 32L116 33L117 31H113V29H116L117 28V26H118V28H122V27H126L127 25H128V23H130V22H133V21H131L132 20V18L129 16L128 18H127V14H126V12L125 13H123L124 11H125V9L126 8H129V6H127V5H130V4H127L126 5V7L124 8L123 7V10L121 9V10H116V11H118L119 13H120V11H123V12H121V13H123V14H125V15H127V16H125V17H122L121 16V14H120V16L122 17V18H125V19H122V20H126V18H127V21H126V24L127 25H125V24H122V23H124V22H121V20H120V22H121V24H120V22L118 21L120 18H119V14H118V12L116 13V15L115 16H112V14H110V17L109 16H107L106 17V14L105 13H101V15L100 16H102V15H104L105 14V18H103V19H101L100 18V16H99V19H101V20H99L98 19V17H97V21H95V20H91V18H86L87 20H91L92 21V23H93V25H94V27L92 26V25H89V26H85V27H88V29H90L91 28V26H92V29H91V34H90V32H89V30H86L85 29V32L87 33H89V37L90 38H87V37H85V35L84 34H86L85 32H83L84 31V27H83V25L85 24H83V22H84V18L83 19H81V20H83L82 21V23H80V24H83V25H79L82 29L80 30V32H78V29H77V32L80 34V33H82V35H83V37H82V35H78V36H75V32H73L72 30L75 28V30L74 31H76V27L78 26H75L76 25V23H78L77 21H79L80 22V18H81V16H79L80 18H78V20H76V23L75 22H73L74 23V25H71L72 26V28L70 27L68 30H64L63 32H62V36L59 38V39H57V41L55 42V40L54 39H52V40H54V42L52 43L51 41H50V39H49V41L52 43L51 45H49V46H45L44 44H47V42L46 43H44V42H42V43H44L43 45L41 44V43H39V40H38V38L41 36L40 35V33H41V30H42V28H41V24H40V22H41V19H44V20H48V24H45V25H48V26H46L48 29L46 30V28H44L43 30H44V32H45V36H46V39L45 40H47L48 41V37L50 38L51 36L53 37L54 36V30H55V28H54V23H55V21L59 18V17H61V16H63L65 13H69V15H70V10L72 9V8H74V6H75V2L73 3H71V1H68L67 3H66V5H65V8L63 7V10H61V6H62V4H61V0L58 2ZM116 1H118V5H120V3L122 4V3H126L127 1H128V3L130 2V1H132V3H133V1L134 0H116ZM139 2H136L135 4H137V6L135 7L134 5H131V6H134L135 8H137V9H142V11H143V9H145V8H147L146 6H147V4H148V2H150V0H138ZM177 1V0H176ZM199 1V0H198ZM211 2L212 3V1H213V3L215 2V0H212V1H210V0H206V2ZM218 1H220V0H216V3H218ZM227 2H228V0H226ZM226 1H222L223 2V4L221 3V1L218 3V4H216V3H212V5H210V4H208V3H205V1L204 0H202L201 1V3L200 2H198V3H200V5L201 4H203V2H204V4L203 5H201V6H203V7H201V8H203L204 10H201V11H197V10H200L198 7H197V9L195 8V7H193L192 6V4H197V0L195 1H192V0H179V1H177L176 2V4L177 3H180L181 2V10L179 11L180 12V14H178L177 15V13H175V15H177V16H180V18H179V20H181V22H180V26L181 27H179V33L181 34V33H183V31H185L186 32V27H188V26H191V23L195 26V28H198V30L197 29H195V33H196V35L198 36V39H196V41H200V38H201V40H210L211 41V39H214L215 37H217L218 36V34H219V32H220V30L218 29V28H221V27H219V26H222L221 25V19L223 18V16H224V13H225V11H228V15H229V10H231L232 11V13L234 12V10H236L235 11V16H237L239 13H238V11L242 8L240 5H243V11H244V8L246 9V10H248L249 9V11L250 12H253V11H255V10H257V8H258V5H257V2L259 1V0H245V2L244 1H237L236 3H235V0H232L231 1V4H227L228 6V8L225 6V8H227V10H225L224 11V9H222L224 6L223 5H225L224 3L226 2ZM257 1V2H256ZM51 2V1H50ZM90 2H92V4H95V3H98V4H96L92 9H89V11L88 12H86L84 9H83V6L84 5H86V3H90ZM99 0H81V3H83L84 5H82L81 7H82V13H84V12H86L85 14H84V16H86L87 17V15H88V17H89V15H91L92 16V14H91V12L93 13L94 12V10H96V7H97V9H98V7H99ZM244 2V3H243ZM18 3V2H17ZM26 4H27V2H25ZM116 2H115V0H114V3L113 4H111V5H109L108 7H109V10L108 11H111V10H113V8H112V6L115 4ZM124 3V4H125ZM237 3H239V5H237ZM240 3H243V4H240ZM12 4V3H11ZM21 4V2L19 3V5ZM60 4H61V6H60ZM79 3H76V5H78ZM124 4H122V6L124 5ZM173 5H175V3L173 2L172 3ZM171 4V5H172ZM210 5V6H208L207 8L208 9H205L206 8V6H204V5ZM255 4V5H254ZM171 5L169 6V7H171ZM223 7H222V6ZM234 5V6H233ZM122 6H120L121 8H122ZM177 6H179V5H175V6H173V7H176V9H174L173 10V7H171L172 9H170L172 12L173 11H177L178 9H177ZM190 6H192L193 7V9L192 8H190L191 10H188V8L190 7ZM231 6H233V7H231ZM240 6V7H239ZM262 6H264V4H263V0H262ZM17 7V4H16V6H15V8ZM22 7V6H21ZM26 7V6H25ZM168 7V8H169ZM205 7V8H204ZM229 7H231V9H229ZM14 8V9H15ZM18 8L19 7H17L16 9H17V11H18ZM42 8V7H41ZM118 8V7H117ZM239 8V9H238ZM40 9V8H39ZM46 8L44 7L43 8V10H45ZM120 9V8H119ZM130 9V8H129ZM128 9V10H129ZM194 9H196V11L194 10ZM9 10H12V9H8V11ZM25 10V9H24ZM34 10V9H33ZM32 10V11H33ZM37 10H38V8H37ZM43 10H42V12H43ZM238 10V11H237ZM31 11V10H30ZM38 11H40V10H38ZM127 11V10H126ZM132 11V10H131ZM141 11V10H140ZM223 11H224V13H223ZM241 11L242 10H240L239 12L241 13ZM242 11V12H243ZM22 12V11H21ZM41 12V11H40ZM71 12H73V10L71 11ZM114 12V11H113ZM128 12V11H127ZM144 12V11H143ZM178 12V13H179ZM196 12H198V15H196L197 13ZM236 12H237V15H236ZM15 13V12H14ZM23 13H25V12H23ZM39 13V12H38ZM98 13H99V10H98ZM129 13V12H128ZM264 13V12H263ZM9 14H11L10 12L8 13V15ZM13 14V13H12ZM49 15V18H48V16H46V15ZM94 14H96V13H94ZM100 14V13H99ZM130 14V13H129ZM227 14V13H226ZM231 14V13H230ZM7 15V14H6ZM7 15V16H8ZM37 15H39V14H37ZM108 15V14H107ZM174 15V16H175ZM11 16V15H10ZM9 16V17H10ZM40 16V15H39ZM90 16V17H91ZM132 16V15H131ZM195 16V18H192L191 19V17H194ZM232 16V15H231ZM231 16L229 17L230 18V20H233L234 19V16H232V19H231ZM8 17V18H9ZM83 17V16H82ZM93 17V16H92ZM95 17V18H96ZM104 17V16H103ZM153 17H155V16H153ZM162 17V16H161ZM186 17H189V19L188 18H186ZM225 17H227V19H229L228 18V16L227 15H225ZM239 17V18H238ZM7 18V17H6ZM12 17H10V19H11ZM14 18V20H15V17H13ZM26 18H27V16H26ZM40 18V19H39ZM76 18V17H75ZM147 18H149V17H147ZM152 18V17H151ZM183 18H185V19H187V20H183ZM239 20H238V19ZM241 18H243V20H244V17L243 16H241L240 17V14H239V16H237V17H235V19H237L238 21H241L242 23H241V25H238L239 23H238V21L237 22H235V23H233V21H227V19L225 18V20H223V21H227V22H229V23H233V26H235L234 28L235 29H233V30H236L237 29V31L239 30H241V29H245V30H243L244 31V33H246V32H248V28L250 29V30H252V29H255L254 30V32L252 33V32H250V30H249V32H250V36L248 37H246V38H244V36H245V34L242 32H238V34H239V36H241V37H239L238 36V38H237V43H235L236 44V47H235V51H236V53H238L236 56L238 57V55H239V58L241 59V57H243L242 59H241V61L244 59V58H246L247 60H249L248 58L249 57H252L254 54H255V52L254 51H252V49H259V46H257V44H261L260 43V39H262L261 38V36H263V32H264V29L263 30H261L260 28H259V26H258V28L256 27V23L258 22V19H256V18H254L253 16H252V18L251 19H247L246 18V20L243 22L242 20H240ZM260 18H264V14H262L261 16H260ZM24 19V18H23ZM94 19V18H93ZM142 19V18H141ZM175 19H177V18H175ZM13 20V21H14ZM87 20H85V21H87ZM150 20V19H149ZM148 20V21H149ZM264 20V19H263ZM6 21V20H5ZM8 21H9V19H8ZM24 21V22H25ZM91 21L90 22H86V23H90L91 24ZM116 21H118L119 22V25H117L116 27L115 26H113V28H112V25L114 24V22H115V24H116ZM145 21V22H147V23H149V22H151L150 24H148V27L151 25V24H153L152 23V20L151 21ZM177 21H178V19H177ZM221 23H220V22ZM23 22V23H24ZM45 22V21H44ZM43 22V23H44ZM156 22V21H155ZM154 22V23H155ZM160 22V21H159ZM189 22V23H188ZM9 23V22H8ZM72 23V24H73ZM137 23H138V21H137ZM139 23H144V21H139ZM179 23V22H178ZM224 23H226V22H224ZM228 23V24H229ZM6 24V23H5ZM25 24V23H24ZM118 24V23H117ZM189 24V25H188ZM219 24V25H218ZM223 24V23H222ZM228 24H226V26L225 27H227V25ZM8 25V24H7ZM18 25H19V23H18ZM157 25V24H156ZM159 25V24H158ZM177 26L179 25V24H176ZM188 25V26H187ZM192 25V27H194ZM208 26V28H205L204 26ZM255 25V28L253 27ZM11 26V25H10ZM17 26V25H16ZM24 26V25H23ZM22 26V27H23ZM73 26H74V28H73ZM153 26H155V24L153 25ZM152 26V28H155V27H153ZM233 26H232V28H233ZM253 27V28H250V27ZM19 27V26H18ZM21 27V28H22ZM25 27H27V26H25ZM60 27V26H59ZM58 27V28H59ZM80 27H77V28H80ZM90 27V28H89ZM124 27V28H125ZM139 27H141V26H139ZM147 25L146 26H143V30H142V34L144 35L142 38H140L141 37V34L140 33H137V34H139L140 36H137V34H135L134 33V30L133 31H131V32H127V30H126V28H125V30H126V34L131 38V40H130V42H129V45H131V44H133V45H131V47H134V48H136V49H140V48H142L143 47V45H144V43H145V41H146V38H145V31L144 30H148L147 28ZM5 28H7V27H5ZM5 28H3L2 27V29H5ZM13 28V27H12ZM146 28V29H145ZM157 28V27H156ZM230 28V27H229ZM2 29H0V32L1 31H3ZM17 27H16V31H17ZM25 29V28H24ZM150 29H151V27H150ZM160 28H158V30H159ZM173 29V28H172ZM171 29V30H172ZM222 29H225V28H222ZM246 29H247V31H246ZM18 30H20V29H18ZM124 30V31H125ZM153 30V29H152ZM175 30H176V28H175ZM230 30V29H229ZM228 30V31H229ZM21 31V30H20ZM73 32V34H72V32ZM82 31V32H81ZM138 31V30H137ZM222 31H224V30H222ZM221 31V32H222ZM4 32V31H3ZM43 32V33H44ZM76 32V33H77ZM118 32H119V30H118ZM120 32H121V29H120ZM119 32V33H120ZM151 32V31H150ZM153 32H154V30H153ZM158 32V31H157ZM162 31H160L159 30V33H161ZM170 32V31H169ZM175 31L173 30V33H174ZM178 32V31H177ZM220 32V33H221ZM233 31H232V29H231V33H232ZM2 33V32H1ZM0 33V36L2 35ZM17 33V32H16ZM152 33V32H151ZM165 33V32H164ZM234 33V32H233ZM263 33V34H262ZM7 34V33H6ZM19 34V33H18ZM22 34V33H21ZM25 35H26V33H24ZM53 34V35H52ZM61 34V33H60ZM118 34V33H117ZM169 34V33H168ZM180 34H177V35H180ZM184 34V33H183ZM194 34V33H193ZM221 34H223V33H221ZM226 34V33H225ZM238 34H236V33H234V35H238ZM240 34H244L243 36L242 35H240ZM40 35V36H39ZM43 35V34H42ZM73 35L75 36V37H78V41H84V37H85V40L86 39H88V41H90V40H92L91 39V37L93 38V40H92V42H90V43H92L91 45H89L88 47H89V49L90 50H87V48H85V46H84V44H87V42L88 41H85V43H83L82 41L80 42V43H78L77 45V48H76V45L73 43V42H76L77 41V38H74L73 37ZM149 35V34H148ZM147 35V36H148ZM157 35V34H156ZM156 35H154V36H156ZM167 35V34H166ZM185 35V34H184ZM230 35V34H229ZM233 35V36H234ZM23 36V35H22ZM109 36V35H108ZM150 36V35H149ZM151 36H152V34H151ZM161 36H162V34H161ZM168 36V35H167ZM186 36V35H185ZM188 36V35H187ZM194 36V38L193 39H191L190 40V42H191V45L190 46H192V47H195L196 45H198V46H201V44H203V43H201V42H203V41H200V43H198L197 44V42L194 40L195 39V35H193ZM219 36H221L220 34H219ZM218 36V37H219ZM17 37V36H16ZM25 37V36H24ZM23 37V38H24ZM42 37V36H41ZM58 37V36H57ZM83 38V39H79V38ZM116 38H117V36H115ZM122 37V36H121ZM169 37V36H168ZM180 37V36H179ZM179 37L177 36V38L179 39ZM217 37V38H218ZM228 37V36H227ZM264 37V36H263ZM5 38V37H4ZM18 38V37H17ZM22 38V39H23ZM29 38H31V39H29ZM75 39V41H73V39ZM104 38H105V36H104ZM150 38V37H149ZM156 38V37H155ZM160 39H159V41H156V39L154 40V41H156L157 43L156 44H152L151 45V48H149V49H151V55L148 57L147 56V58H145V59H143V60H141L140 58V60H141V62H140V64H139V66L138 67H136L135 66V64L133 63L132 65H130V64H128V68L130 67L131 68V66H135L136 68L133 70V71H130L129 69L127 70V73H124V75L126 74V75H129V81L127 80V79H125L124 78V80L127 82H129V84H128V89H124L126 92H123V93H121L120 91L121 90H116L115 88V90L113 91L112 90V92L111 93H113L114 92V94L116 93V91H119L120 93H119V95H120V102H119V109H123V111H122V114H119L118 116L116 115V116H114L113 118H109V119H100V120H98L99 121V123L97 124L96 123V125L95 126H91V125H89L88 124V122H87V125H86V127H85V129L87 128V127H89V126H91L90 128H88L89 130H88V132H93V133H95V132H97V133H99L100 131V128H99V126H101V125H103V126H105V128H107L106 129V131H108L109 133H108V136H107V138L105 139V140H103V141H101L102 143H93V142H89V140H86V138L84 137V138H82V139H80V141L78 142V143H76V144H74L73 146H75V147H73L72 146V148H66V146L63 148V151H62V153H70V154H68L69 156H71L72 158L73 157H75V156H77L78 155V153L79 152H81V151H83L84 149H86V148H89L88 149V152L86 153V157H89L88 155L89 154H92V153H94L95 154V151L100 147V146H106L108 149H109V151H112L114 154H121V153H124L125 152V150H127L126 148L130 145V143L131 142H133V141H135L139 136H141V134L143 133L142 131H144V130H146L147 128H152L153 127V125H157V123H158V121H160L161 119H162V117L166 114V113H171V112H166V113H163V114H161V112H162V109L161 108H170V109H175L174 107H172L171 105H172V103H173V101L174 100H177V99H179L180 100V96H181V84H185V82L188 80V78L190 77V73H187L186 71H185V69L186 68H184V70L183 71H185L186 73H183V74H181V75H179V77H177L178 75H175V72H174V70L172 69V67H171V60H174L173 58L177 55L176 53H178V50H179V46H178V50H177V48L175 47V46H173V48L172 49H174V48H176L175 50H176V53H175V56H173L171 53L173 52L172 51V49H170L169 50V48L167 47L168 45H170V44H167V46L165 47L164 45H162V42L163 41H161V37H159ZM186 38V37H185ZM232 38V37H231ZM0 39H1V37H0ZM35 39V40H34ZM42 39H43V37H42ZM56 39V38H55ZM90 39V40H89ZM97 39H100L99 37L97 38ZM132 39H134V40H132ZM151 39V38H150ZM183 39V38H182ZM227 40L229 39V38H226ZM3 40V39H2ZM31 40V41H30ZM32 40H34V41H32ZM44 40V39H43ZM118 40H119V37H118ZM139 40H141V42L139 43ZM163 40V39H162ZM168 40V39H167ZM184 40V39H183ZM215 40H217V39H215ZM218 40H220V39H218ZM218 40H217V42L216 43H218ZM234 40H235V38H234ZM233 40V41H234ZM188 41V40H187ZM208 41H205L204 42V44L206 43V42H208ZM208 42L209 44L210 43H212V42H215V41H211V42ZM264 41V40H263ZM262 41V42H263ZM3 42V41H2ZM23 42V41H22ZM114 42H117V41H114ZM150 42V41H149ZM153 42V41H152ZM170 42V41H169ZM221 42V41H220ZM17 43V42H16ZM49 43V42H48ZM77 43V42H76ZM155 43V42H154ZM185 43V42H184ZM187 43V42H186ZM207 43V44H208ZM225 43H227V42H225ZM255 43H257L256 44V46H255ZM15 43H13V45H14ZM23 44V43H22ZM21 44V45H22ZM23 45L24 47L23 48H21V53L23 52L22 50L25 48V47H27L28 46V44L27 45ZM73 44V45H72ZM88 44H89V42H88ZM97 44V43H96ZM137 44V45H136ZM164 44V43H163ZM172 44H173V42H172ZM176 44H177V42H176ZM176 44H174V45H176ZM180 44V43H179ZM187 44V45H188ZM203 44V46H201V47H204L205 45ZM209 44H208V46H209ZM221 44V43H220ZM233 44V43H232ZM8 46L6 47V48H8L9 46L11 47V45L10 44H7ZM12 45V46H13ZM75 45V46H74ZM148 45H150V43L148 44ZM182 45V44H181ZM188 45V46H189ZM211 46L213 45V43L212 44H210ZM216 45V44H215ZM219 45V44H218ZM262 45H264V43H262ZM261 45V46H262ZM16 46V45H15ZM15 46H13V47H15ZM84 46V47H83ZM90 46H92V47H90ZM228 46V45H227ZM13 47H11V48H13ZM17 47V46H16ZM73 47L74 48H76V49H73ZM110 47V46H109ZM148 47H150V46H148ZM172 47V46H171ZM185 47V46H184ZM192 47H191V49H192ZM221 47H223L222 45H221ZM5 48V49H6ZM10 48V50H6L7 52H4L5 51V49H4V53L2 52V55L0 54V93L2 92V90L3 89H1L2 88V86H3V84H5V83H3L4 81H6V79L7 78H5V77H7L6 76V74L8 75L9 73H7V72H10V74H11V72H12V70L14 69H16L17 68V65H18V68L19 67H21L22 68V71H23V69H25V68H23V67H27L28 68V65H29V63H28V61H26V62H24V63H22L23 64V66H19V65H22L21 64V62H22V60L23 59H26L27 57L26 56H28V55H26V54H28L29 52H27L28 50H24V52L23 53H25V52H27L25 55V57L23 56V55H20V52L19 53H17L16 52V50L14 49V52H16L17 54L15 55V53L13 54V49H11ZM68 48V49H67ZM92 48V49H91ZM101 48V47H100ZM195 48H197V47H195ZM229 48H231V46H229ZM228 48V49H229ZM262 50H263V48H264V46H262V47H260ZM63 49V50H62ZM105 49V48H104ZM183 49V48H182ZM198 49H200L199 47H198ZM202 49V48H201ZM205 49V48H204ZM207 49V48H206ZM226 50H228L227 48H225ZM83 50H86V52H89L88 54H84L83 53ZM91 50L92 51H94L93 53H94V55H93V53L91 52ZM101 50V49H100ZM108 50V49H107ZM197 50V49H196ZM232 50V49H231ZM234 50L232 51V52H234ZM262 50H260V51H262ZM104 51V50H103ZM150 51V50H149ZM180 51V50H179ZM181 51H188V49L186 50V48L184 49V50H181ZM195 50H194V48H193V50H192V52H194ZM223 51V50H222ZM238 51V52H237ZM107 52V51H106ZM175 52V51H174ZM191 52V51H190ZM224 52H226V51H224ZM230 52V51H229ZM254 52V53H253ZM264 51H262V53H263ZM61 53V54H60ZM98 53H100V52H98ZM97 53V54H98ZM180 54H181V52H179ZM178 53V54H179ZM185 53H187V52H185ZM189 53V52H188ZM198 53H200V52H198ZM204 53H206V52H204ZM220 53V52H219ZM19 54V55H18ZM44 54V55H45ZM180 54L179 55H177V56H179V57H181L180 56ZM258 54V53H257ZM264 54V53H263ZM263 54H260L261 55V57L260 58H258L257 56L254 58V60H253V58L251 59V61L250 62H255V59L256 58H258V59H260L261 60V58L263 57L264 58V55ZM110 55V53L109 52H107L106 53V57H108V56ZM173 56V58H170V56ZM182 55V54H181ZM187 55V54H186ZM205 55V54H204ZM222 55H223V52H222ZM230 55L232 56L233 55V53H231L230 52ZM234 55H235V52H234ZM234 55H233V57H234ZM263 55V56H262ZM31 57L30 59L32 60V58H34V57ZM99 56V55H98ZM188 56V55H187ZM224 56H226L225 54H224ZM230 56V61H229V63H226L225 65V70H226V72H227V70H228V68H229V66H230V64H231V62H233V60L235 59V60H237L236 58L237 57H235V58H233V57H231ZM259 56V55H258ZM29 57V56H28ZM59 57V58H60ZM63 57H65V59L63 58ZM216 57V56H215ZM227 57H229V56H227ZM94 58V59H93ZM177 58L178 57H176L175 59L177 60ZM30 59H27V60H29V62L31 61ZM36 59L38 60V59H40V57L38 56V57H36ZM42 59V58H41ZM45 59V58H44ZM185 59V58H184ZM187 59V58H186ZM217 59V58H216ZM225 61H226V59L225 58H223ZM229 59H227V60H229ZM45 60H47V59H45ZM45 60H44V62H45ZM58 61H59V59H57ZM118 60V58H114V61L116 62ZM175 60V61H176ZM239 60V59H238ZM253 60V61H252ZM263 60V59H262ZM261 60V61H262ZM11 61V63H14V64H12V65H15V66H12V67H16V68H10V64L11 63H9ZM33 61V60H32ZM35 62H37L36 60H34ZM41 61H43V60H41ZM41 61H39V63H42V64H44L43 62H41ZM56 61V60H55ZM55 61L54 62H52V63H54L55 65L57 64V63H55ZM178 61V60H177ZM176 61V62H177ZM219 61V60H218ZM246 61V60H245ZM249 61H247V62H243V63H245V65L244 64H242L241 62H236L235 61V65L236 66H238L239 68H241L242 66H244V67H242L243 68V70L245 69V66H246V63H247V65L249 64L250 66H252V65H254L253 63L252 64H250L249 63ZM123 62V61H122ZM121 61H120V63H122ZM179 62H180V60H179ZM208 62H210L209 61V59H208ZM227 62V61H226ZM256 62H258V60L256 59ZM8 63H9V65H8ZM28 63V64H27ZM39 63H38V65H39ZM92 63V64H91ZM182 63V62H181ZM200 63V62H199ZM241 63V64H240ZM259 63H260V61H259ZM263 63V62H262ZM178 64H180V63H178ZM184 64V63H183ZM261 64V63H260ZM6 65H8L9 67H7ZM54 65V66H55ZM240 65H242V66H240ZM258 65V64H257ZM46 66L47 65H43V67H45L46 68ZM97 66V65H96ZM180 67L179 68H181L182 66L181 65H179ZM186 67H188L187 65H185ZM208 66V65H207ZM6 67H7V69L8 70H6ZM50 67V66H49ZM103 68H104V66H102ZM199 67H201V65L199 66ZM203 67V66H202ZM249 67V66H248ZM256 67V66H255ZM21 68L20 69H16L15 71L16 72H18L19 70H21ZM30 68V67H29ZM48 68V67H47ZM46 68V69H47ZM241 68V69H242ZM71 69H72V71H71ZM74 69V70H73ZM99 69H101L100 68V66H99ZM98 69V73L96 74L95 73V77L93 78L92 76H94V75H92V76H89V77H91V78H89V80L87 81V83L89 82V84H91L92 82H94L95 80H98L99 79V70ZM188 69V68H187ZM223 70H224V66H223V68H222ZM222 69H221V72H220V74L221 73H225V72H223L222 71ZM9 70H11V71H9ZM45 70V69H44ZM78 70H79V72H78ZM125 70V69H124ZM173 70V71H172ZM189 70V69H188ZM229 70H230V68H229ZM236 67H234L233 66V70H231L232 71V74L233 75H236L234 72H237V71H239L240 69H237L236 71ZM41 71H42V69H41ZM128 71H130L131 73L130 74H128L129 72ZM177 71V70H176ZM193 71V70H192ZM240 71H242V70H240ZM245 71V70H244ZM251 71V70H250ZM14 72V71H13ZM12 72V73H13ZM45 72V71H44ZM48 74L50 75L51 73V71L50 70H48ZM97 72V71H96ZM123 72V71H122ZM177 72H179L180 73V71H177ZM176 72V74H179V73H177ZM181 72H182V70H181ZM189 72H191L190 70H189ZM46 73H47V71H46ZM70 73H72V74H70ZM74 73V74H73ZM101 73V72H100ZM121 73V72H120ZM193 73V72H192ZM246 73V72H245ZM17 73H14V76L16 75ZM39 74V73H38ZM116 74H118V73H116ZM116 74H112L114 77H115V75ZM5 75V76H4ZM126 75L124 76V77H126ZM222 75L224 76V74H221V75H219V77H220V79H222L223 77H222ZM251 75V74H250ZM102 76V75H101ZM118 76H120V75H118ZM123 76V75H122ZM175 76L177 77L176 79H174L175 78ZM3 77H4V81H3ZM11 77V76H10ZM22 77V76H21ZM82 77V76H81ZM81 77H80V79H81ZM116 77H117V75H116ZM128 77V76H127ZM247 77V76H246ZM12 78H13V75H12ZM45 78H46V74H45ZM79 78V77H78ZM78 78L76 79V80H78ZM122 78V77H121ZM63 79H66V80H68L67 82H66V80L64 81ZM95 79V80H94ZM219 78H218V80H220ZM247 79V78H246ZM8 80H10V79H8ZM13 80H14V78H13ZM63 80V81H62ZM69 81V82H70ZM6 82H8V81H6ZM10 82V81H9ZM47 82V83H46ZM60 82H64V83H62L61 85H63V86H68L67 88H62L59 92H57V93H55V88H57V86H58V84H60ZM73 82H74V80H73ZM34 83H36V82H34ZM65 83H67V85L65 84ZM86 82H85V79H84V84H85ZM264 83V82H263ZM178 84H180V85H178ZM261 84V83H260ZM7 85V84H6ZM9 85V84H8ZM37 86V87H36ZM43 86V87H42ZM62 86V87H63ZM70 86H72V85H70ZM120 85H117V87H119ZM124 86V87H125ZM4 87V86H3ZM121 87V86H120ZM119 87V88H120ZM262 87V86H261ZM118 88V89H119ZM260 88V87H259ZM4 89H5V87H4ZM70 89V88H69ZM74 89H75V87H74ZM74 89H72L73 91H74ZM95 89H97V88H95ZM94 88L92 89L93 91H91V92H88L87 94H83V96L84 95H86L87 97V99H85L86 101L83 103V105H81V107H79L78 109H79V111L80 112H82V114L84 115V114H88V115H90V116H93V115H95V114H97V112H98V110L100 111L101 110V108L100 109H96L95 107H96V104L99 102L100 103V100H97V99H95L94 97H95V95L97 94V90H95ZM120 89H122V88H120ZM262 89V88H261ZM261 89H259V90H261ZM40 90V91H39ZM77 90H79V89H77ZM258 90V89H257ZM67 92H68V90H67ZM75 92V91H74ZM80 92V91H79ZM106 92V91H105ZM186 92V91H185ZM257 92H259V91H256V93ZM70 94H71V91L69 92ZM78 93V92H77ZM76 93V94H77ZM81 93V92H80ZM108 93V92H107ZM111 93H109V94H111ZM75 94V93H74ZM106 94V93H105ZM259 94V93H258ZM257 94V95H258ZM261 94V93H260ZM82 95V94H81ZM255 95V94H254ZM0 96H2L1 94H0ZM67 96V98L69 97L68 96V94L66 95ZM72 96V95H71ZM106 96H108L107 94H106ZM111 96H114L115 97V95H111ZM256 96V95H255ZM32 97V96H31ZM117 97V96H116ZM175 97V98H174ZM257 97V96H256ZM2 98H3V96H2ZM85 98V97H84ZM113 98V97H112ZM257 98H259V96L257 97ZM262 98V99H261ZM69 99V98H68ZM260 99L262 100V104H263V109L262 110H264V92L262 93V97H260ZM63 100V99H62ZM197 100V99H196ZM64 101V100H63ZM63 101H60V103L61 102H63ZM182 101V100H181ZM180 101V102H181ZM259 102H261V101H259ZM93 103H95V104H93ZM98 103V105L97 106H101L100 104ZM104 104L103 105H106V104H109L110 102H107V101H104L103 102ZM90 104H93V105H95L94 107L92 106V108L94 109H96V112L93 110V109H90L89 111H86L87 109H86V106H88V105H90ZM200 104V103H199ZM203 104V103H202ZM260 104V106L259 105H257L258 106V108H256L255 107V105H254V107L252 108L251 106L249 107L250 109H249V111L247 112L246 111V113H253L254 111H256V109H259V107H260V109H259V111L261 110V103H259ZM50 105V106H51ZM58 105V104H57ZM73 104H71L70 106H69V104L67 105V106H65V107H63V108H65V111L67 110L68 111V109H70L69 107H71V108H73V106H72ZM69 106V107H68ZM91 106V105H90ZM34 107V106H33ZM39 107V108H40ZM56 107V105L54 106V107H52V109L50 110V113H45V111L42 113V112H39V111H34V110H32L31 109V111H28V112H31L30 114H31V117H32V119L30 120L31 122H32V124H30L29 126H27L26 127V129L24 130V133L18 138V143H16V145L18 146V150H19V153H20V151H21V153L24 151H22L21 149H23L24 148V144L25 143H28V140H29V142H30V138H28L29 136H31V133L35 130L34 128L36 127V125H37V122L35 123L34 121L36 120V119H39L41 122H40V125H41V123L42 122H44V121H42V120H46L47 121V116H50V119H51V115H53L54 114V112H55V110L57 109V107H56V109L55 110H53L54 108ZM59 107V106H58ZM89 107V106H88ZM87 107V108H88ZM39 108H38V110H39ZM42 108V107H41ZM49 108V107H48ZM62 108V109H63ZM68 108V109H67ZM77 108V107H76ZM103 108H104V106H103ZM34 109V108H33ZM43 109H44V107H43ZM50 109V108H49ZM49 109H46V110H49ZM77 109V110H78ZM1 110H2V108H1ZM64 110V109H63ZM248 110V109H247ZM57 111V110H56ZM64 111V112H65ZM91 111H94L95 112V114H94V112H92V114L93 115H91ZM119 111H121V110H119ZM259 111H257V113L259 112ZM46 112H48V111H46ZM58 112H60V109L58 110ZM58 112H55V115H56V113L58 114ZM90 114H89V113ZM102 112V111H101ZM101 112H98V114L100 113L101 114ZM260 112H262V111H260ZM61 113H63L62 111H61ZM116 113H118V112H116ZM115 113V114H116ZM245 113V112H244ZM256 113V112H255ZM1 114V113H0ZM68 114V113H67ZM28 115V114H27ZM46 115V116H45ZM55 115H53V116H55ZM1 116V115H0ZM12 116V115H11ZM52 116V117H53ZM57 116V115H56ZM55 116V117H56ZM61 116H62V114H61ZM65 116V115H64ZM89 116V117H90ZM95 116H98V115H95ZM94 116V117H95ZM238 116H239V114H238ZM29 117V116H28ZM54 117V118H55ZM63 117V116H62ZM93 117V118H94ZM241 117V116H240ZM259 117V116H258ZM49 118V117H48ZM92 118V119H93ZM239 118V117H238ZM55 119H58V117H56ZM54 119V120H55ZM62 119V118H61ZM91 119V118H90ZM240 119V118H239ZM251 119H253V118H251ZM251 119H250V121H251ZM256 119V118H255ZM11 120V118L8 120V122ZM23 120V119H22ZM169 120V119H168ZM12 121H13V117H12ZM12 121H11V123H12ZM170 121H173V119H170ZM2 122V121H1ZM8 122H6V123H8ZM58 122V121H57ZM168 121H166V127L167 126H169L168 125V123H167ZM174 122V121H173ZM238 122V121H237ZM240 122H241V120H240ZM245 122V121H244ZM243 122V123H244ZM11 123H9V125L11 124ZM20 123V122H19ZM50 123H52V121L50 122ZM60 123V122H59ZM62 123V122H61ZM60 123V124H61ZM172 123V122H171ZM245 123H247L248 124V122H245ZM244 123V124H245ZM261 123H264V117H262V116H260L259 117V119L257 118V120H254V121H251L248 125H245V127L243 128V132L241 133L240 132V130H239V132L240 133H236L235 134V137L233 136V135H231L230 137H228V139L229 140H231L232 142L235 140L236 141V143L237 142H239L240 143V145L241 146H244L243 147V149H242V153H243V155L245 154V153H247V152H249V150L248 149H251L252 150V148L251 147H253V146H251V144H250V140H251V138L254 136V134H255V131H256V129L258 128V126L261 124ZM49 124V122L48 123H46V125L47 126H49L48 125ZM53 124V123H52ZM51 124V128H50V130H52V126L54 125V124H57L56 122H54V124L52 125ZM170 124V123H169ZM238 124V123H237ZM244 124H240V126L242 125H244ZM6 127H7V125L6 124H4ZM232 125H233V123H232ZM239 125V124H238ZM3 126V125H2ZM4 126V127H5ZM12 126V125H11ZM55 127H56V125H54ZM54 126H53V128H54ZM170 126H174L173 124L172 125H170ZM239 126V127H240ZM4 127H3V129H4ZM9 128V127H8ZM70 128V127H69ZM170 128V127H169ZM236 128H238L237 126H236ZM1 129V128H0ZM6 129V128H5ZM12 129V131H13V129L14 128H11ZM23 129V128H22ZM39 129V128H38ZM2 130V129H1ZM10 129H8V131H9ZM48 130V129H47ZM223 130H225V129H223ZM3 131H5V130H2L1 131V133L3 132ZM37 131V130H36ZM104 131V130H103ZM242 131V130H241ZM11 132V131H10ZM22 132V131H21ZM45 132H46V129H45ZM142 132V133H141ZM159 132H161V129H159ZM96 133V134H97ZM105 133H107V132H105ZM157 133V132H156ZM224 133V132H223ZM46 135H44V134H42V138L40 139V143L39 144H35L36 145V147H35V150L37 151V152H39V151H42V150H44L45 151V153H47V154H45L44 153V155H43V157H42V159L40 158L39 160H38V162L35 164V166H38V167H40V166H42V163H48L49 162V158L51 157L52 159H53V157L52 156H50V155H52L51 153L52 152H50L49 153V151H51V148H52V141H53V139L50 137V135L52 134V132L50 133V135H48L47 134V132L45 133ZM157 134H160V133H157ZM222 134V133H221ZM3 135V134H2ZM5 135V134H4ZM52 139V141H50L49 142V145H47V143H48V141L47 140H50V138ZM196 137V136H195ZM1 138V137H0ZM33 138V137H32ZM47 138H49V139H47ZM80 138V137H79ZM2 139V138H1ZM28 139V140H27ZM201 139V138H200ZM227 138H226V140H228ZM234 139V140H233ZM3 140V139H2ZM2 140H0V141H2ZM26 140H27V142H26ZM206 140V139H205ZM205 140H204V142H205ZM229 140L227 141V142H229ZM197 141V140H196ZM200 141H202V140H200ZM199 141V143H201ZM25 142V143H24ZM208 142V141H207ZM219 142V141H218ZM226 142V141H225ZM1 143V142H0ZM209 143V142H208ZM221 143H223V142H221ZM241 143H243V144H241ZM206 144V143H205ZM204 144V145H205ZM210 144V143H209ZM264 144V143H263ZM52 145V146H51ZM198 145H200V144H198ZM202 145V144H201ZM200 145V146H201ZM204 145H202L203 147H202V149H204V147L206 146H204ZM219 145H220V143H219ZM222 145V144H221ZM23 146V147H22ZM26 146H27V144H26ZM179 146H181V145H179ZM218 146V145H217ZM219 147V146H218ZM218 147H215V149H216V151L218 150ZM222 147H225V145H223ZM222 147L220 146V148L222 149ZM258 147H260V149L262 150V148L264 147V146H258ZM177 148V147H176ZM201 148V147H200ZM199 148V151L201 150ZM248 148V149H247ZM73 149V150H72ZM207 147H205V152H209V150L207 151ZM228 149V148H227ZM246 149V150H245ZM9 150V149H8ZM33 150V149H32ZM64 150H65V152H64ZM220 150V149H219ZM244 150H245V153H244ZM258 150V149H257ZM256 150V153L258 152ZM43 151V152H44ZM47 151V152H46ZM108 151V152H109ZM253 151H255V146L253 147ZM260 151V150H259ZM78 152V153H77ZM202 152V151H201ZM204 152V151H203ZM202 152V153H203ZM219 152H224V148H223V151L222 150H220V151H218V153ZM207 153H204V154H207ZM213 153H214V151H213ZM217 153V152H216ZM255 153V154H256ZM259 153V152H258ZM28 154V153H27ZM72 154H73V156H72ZM88 154V155H87ZM113 154V155H114ZM201 153H199V155H200ZM209 154V153H208ZM253 154H254V152H253ZM254 154V155H255ZM18 155V154H17ZM20 155V154H19ZM18 155V156H19ZM75 155V156H74ZM112 155V154H111ZM212 155V154H211ZM217 155V154H216ZM219 155V154H218ZM217 155V156H218ZM230 155V154H229ZM228 155V156H229ZM253 155V156H254ZM54 156V155H53ZM90 156H92V155H90ZM220 156V157H219ZM218 157H219V159L218 160H212V161H214V162H219V161H222L223 162V160L225 159H223V157L224 156H222L221 157V154L219 155ZM233 156H235V155H233ZM237 156V155H236ZM256 156V155H255ZM258 156V155H257ZM263 156V155H262ZM10 157V156H9ZM27 157V156H26ZM59 157H61V154L59 155V156H57V157H54V166L55 167H53L52 168V170H51V172L54 170L55 171V168H56V166L58 165V164H56V163H59L58 161L60 160H58V158ZM78 157L79 158H81L79 155H78ZM205 157H207V156H205ZM212 157V156H211ZM217 157V158H218ZM226 157V156H225ZM232 157V156H231ZM259 157H260V155H259ZM7 158V157H6ZM6 158H5V160H6ZM50 158V159H51ZM76 158V157H75ZM83 158V157H82ZM209 158H210V156H209ZM8 159V158H7ZM51 159V160H52ZM77 160H78V158H76ZM85 159V158H84ZM88 159H90V157L88 158ZM212 159H214V158H212ZM5 160H4V162H5ZM57 160V161H56ZM81 160V159H80ZM207 160V159H206ZM9 161V160H8ZM12 161V160H11ZM61 161V160H60ZM83 160H81V162H82ZM225 161V160H224ZM53 162V161H52ZM51 162V163H52ZM80 162V161H79ZM235 163V162H234ZM252 163V165H253V161L251 162ZM53 164V163H52ZM79 164V168L78 167H74L75 168V170H74V172L72 173V174H67V175H64L63 177H62V182L61 183H63V184H68V183H66L67 181H72V182H70L69 184H68V190H67V192H64L63 194H62V196H64V197H62L61 195V198H65V199H67V198H70V197H74V196H76V194L80 191L79 189L82 187H78V186H75L76 184L74 183L76 180H78L79 178H81V176L85 173V171H87L88 170V168H90V165H91V163H90V160L89 161H84V162H82L81 164L80 163H78ZM238 164H240V161H239V163ZM59 165H60V163H59ZM44 166V165H43ZM233 167H231V168H234V165H232ZM237 166V165H236ZM240 166V165H239ZM238 166V167H239ZM249 166V165H248ZM52 167V166H51ZM244 167H246L245 165H244ZM20 168V167H19ZM39 169V168H38ZM209 169H210V167H209ZM208 169V170H209ZM264 169V168H263ZM202 170L204 171L205 169L203 168H201V171L200 172H202ZM219 170H221V169H219ZM219 170H214V173H212V172H210V171H208V174H210L209 175V178L210 179H213V177L215 178L216 177V175L219 173ZM230 170V169H229ZM14 171V170H13ZM49 171V170H48ZM53 171V172H54ZM231 171H232V169H231ZM238 171V170H237ZM52 172V173H53ZM221 172H223V170L221 171ZM220 172V173H221ZM232 172H235V171H232ZM239 172H241V171H239ZM263 173H261L262 175H260L259 177V179L258 180H260V182H261V184H258L259 186H260V190L259 191H263L264 192V171H262ZM51 173V174H52ZM55 173V172H54ZM219 173V175H217V176H223V174H220ZM204 174H205V176H203V177H205L206 178V174H207V172H204ZM216 174V175H215ZM231 175H232V173H231ZM72 177H73V179H75V181H73V180H71L72 179ZM223 177H226V176H223ZM223 177H221L223 180H225ZM229 177V179H228V181L230 180H233V179H236L237 178V176L235 175V174H233L232 176H231V178H230V176H228ZM217 179H218V177H216ZM221 178H219V180L221 179ZM39 179V178H38ZM53 179V178H52ZM52 179H50V180H52ZM70 179V180H69ZM203 179V178H202ZM210 179H207L206 181H204L201 185L200 184H198L197 182H196V184H198V186L196 185L195 187H196V190L197 191H199V190H201L204 186H205V184L207 183V182H209L210 183ZM221 179V180H222ZM227 179V178H226ZM40 180V179H39ZM60 180V181H61ZM35 181H37V182H39L38 180H35ZM34 181V183H33V185H35L37 182H35ZM55 181H56V179H55ZM64 181V182H63ZM227 181V182H228ZM47 182V181H46ZM46 182L44 183V184H46ZM258 182V181H257ZM256 182V183H257ZM55 184L53 185L52 183V185H53V187H56L57 188V190L58 189H60L61 190V186H60V188H59V183L58 182H54ZM56 183H58V184H56ZM61 183H60V185H61ZM259 183V182H258ZM31 183H29V185H30ZM38 184V183H37ZM51 184H49V186L51 185ZM62 184V185H63ZM27 185V184H26ZM32 186V185H31ZM36 186V185H35ZM39 186V185H38ZM41 186H42V184L39 186L40 188H41ZM58 186V187H57ZM80 186V185H79ZM239 186V185H238ZM32 187H34V186H32ZM38 187V189L39 190H41L40 188ZM46 187V186H45ZM52 187V186H51ZM240 187V186H239ZM252 187V186H251ZM24 188V187H23ZM36 188V187H35ZM49 187L47 186L46 187V189L44 190L43 189V191L44 192H46L47 191V189H48ZM83 188V187H82ZM168 188V186L167 187H162V188H160V189H156V193H155V203L157 204V205H160V207H165V205L163 204V202H161V203H158V200H160V198H159V196H158V192H162V191H164V190H166ZM241 188V187H240ZM22 189V188H21ZM55 189V188H54ZM249 189V188H248ZM247 189V190H248ZM255 188H253V190H254ZM256 189H259V187L258 188H256ZM50 190V189H49ZM81 190H83V189H81ZM237 190V189H236ZM236 190H231L232 191V193H231V196H229V199H225V201H223L224 203H222V202H220V205L219 204H216L215 202H216V200L211 204V203H209L208 204V207L205 209V210H209L210 208H212L211 209V211H209V212H211L210 214H212L211 216H210V214H209V216L211 217L210 218V221H208L209 223H211V222H215L216 223V221H217V219H219L220 221L218 222V224H217V226H215V228L213 229V231H211V233H213L212 234V238L211 239H213L212 241L209 239V241H210V245H209V247H208V249L209 248H213V249H211L210 251H207V253H206V255H205V258H210V259H213L209 264H230V262L232 261L233 262V260H231V259H234V261L236 262L235 264H247V261H250L249 259L251 258V256L252 255H254L253 254V250L251 249V248H249V246L251 245V244H254L255 243V241H256V246H258L259 244L261 245V243H259V241H260V239L262 238V234L260 235V231L262 232L263 231V233H264V229H262V228H264V199L262 198V197H260V198H262L261 199V201H260V203L259 202H257L258 203V205H257V207H256V209H254L253 210V212H252V214L250 215L251 217H248L249 218V220H248V218H247V220H248V224H247V220H246V224L247 225H245L244 223H242L243 221H244V219H245V216L242 214V212L241 213H238V211H241V208L243 207V209H244V206H246V205H248V201H249V198H248V200H247V202L245 201V199L244 198H242V196H239V194H238V190H237V192H236ZM251 190V189H250ZM252 190V191H253ZM20 191V190H19ZM36 191H37V188H36ZM51 191H52V188H51ZM59 191V190H58ZM57 191V192H58ZM255 191V190H254ZM26 192H29V191H26ZM33 192V191H32ZM38 192V191H37ZM44 192H43V194H44ZM48 192V191H47ZM59 192H61V191H59ZM82 192V191H81ZM195 192V191H194ZM48 193H50V192H48ZM47 193V194H48ZM53 193V192H52ZM56 193V191H54V193L53 194H51V195H53L54 196V194ZM62 193V192H61ZM80 193V192H79ZM253 193V192H252ZM251 193V194H252ZM256 193V192H255ZM258 193V192H257ZM23 194V193H22ZM31 194V193H30ZM32 194H34V192L32 193ZM39 194V193H38ZM37 194V195H38ZM58 194V193H57ZM143 194H144V191H140L134 198H133V201H135V202H138V201H140L141 200V197L143 196ZM18 195H20V194H18ZM36 195V196H37ZM46 195V194H45ZM50 194H48L47 196H44V197H48ZM223 195V197H224V195L225 194H222ZM53 196H52V199L51 200H53ZM58 196V195H57ZM56 196V197H57ZM258 196V195H257ZM27 197V196H26ZM32 197H33V195H32ZM42 197V196H41ZM55 197V198H56ZM252 197V196H251ZM264 197V196H263ZM29 198V197H28ZM27 198V203H29V204H31L32 202H33V200H34V202H36L38 205L40 204L39 203V200L37 201V198L36 199H28ZM50 198H51V196H50ZM54 198V199H55ZM169 199H172V194H170V198ZM198 194H196V193H192L187 199H186V201L188 202V204L190 205V206H192L193 208H191V211H192V214H195V213H197V212H199V211H203V209L200 207V208H194V207H196L195 206V202L196 201H198ZM251 199H253V198H251ZM250 199V200H251ZM23 200H25V199H23ZM51 202V201H50ZM54 202V201H53ZM253 201H251V203H252ZM21 203V202H20ZM20 203H18V204H20ZM35 203V204H36ZM216 204V205H214V208L212 207L213 206V204ZM250 203V202H249ZM22 204H23V201H22ZM26 204V203H25ZM34 205V204H33ZM42 205V204H41ZM40 205V206H41ZM256 204H253V206H255ZM252 206V207H253ZM22 208V211L25 209V207H26V205H22L21 206ZM116 207L118 208L117 209V211L118 212H121V213H126V211L128 210V208H129V206L125 203V202H120V203H116ZM216 207V208H215ZM248 207V206H247ZM20 208V207H19ZM245 209H246V207H245ZM9 210V209H8ZM204 210V211H205ZM250 211V210H249ZM21 212V211H20ZM23 213V212H22ZM21 214V213H20ZM45 215H44V217H43V214H41L42 215V217L40 218V219H42L41 221L43 222L45 219H46V217H51V215L49 214V213H44ZM207 214V213H206ZM242 214V215H241ZM240 215L241 216H243V217H240ZM20 216V215H19ZM12 217V216H11ZM40 217V216H39ZM17 218H18V216H17ZM253 218H255L254 220H253ZM8 219V218H7ZM258 219V220H257ZM260 219V220H259ZM252 220V221H251ZM14 221H15V219H14ZM40 221V220H39ZM136 221H137V219H134V218H132V219H127V222L125 223V224H123L122 226H120L119 227V229H118V231H117V226H116V221H115V219L112 217V216H107V217H105V216H103L102 217V219H101V223L99 224V226H97V228H96V230H102L101 231V233L103 234L102 236H101V238L102 239H100V241L99 240H97V241H94L93 243H95V246H97L98 244H99V246L100 245H102L103 246V248L105 249V250H107V249H109L112 245V240H110L109 242L107 241V239H110V238H114V240H115V245L116 246H118L120 243H122V242H124V237H122V234L128 229L130 232H131V236H132V239H131V241H130V243H129V247H130V249L131 250H135V248H139V250H140V248H142V247H146L147 248V250H148V252L152 249V243H153V241L155 240V239H157V238H160V236H161V233L159 232V231H151L152 232V236H148V237H144L143 239H142V241H138V236H137V233L138 232H140L141 230H140V228L136 225ZM251 221V222H250ZM242 223V224H241ZM1 224V223H0ZM244 225L245 227H243V226H241V225ZM208 225V224H207ZM191 224L189 223L188 225H186V226H182L179 230H176V236H173V237H171L170 238V236H169V242H168V244L167 245H165L164 244V246H166V247H163V250L162 251H159V255H160V253H167V255L169 256V254H171V252H174V251H176L177 252V249L178 248H176L175 246H176V244H174L177 240H178V244H180L179 243V241H180V238H178V236H182V233L185 231V232H187V231H189V229H191V227H193V226H191ZM96 227V226H95ZM94 227V228H95ZM239 227H242L243 229V231H241V232H244V233H242V234H244V236H242L241 235V233L240 232H238V230H239ZM261 229V230H260ZM94 230V229H93ZM96 230H95V235L96 236H98V234H96ZM183 230V231H182ZM98 231H97V233H98ZM240 231V230H239ZM185 232H184V234H185ZM235 232H238V233H236V234H234V235H232L233 233H235ZM259 232V233H258ZM91 233H92V231H91ZM94 233V232H93ZM148 232L146 231V234H147ZM198 233V232H197ZM90 234V233H89ZM99 234H100V231H99ZM237 234H240V236H238ZM93 235V234H92ZM211 235V234H210ZM231 235L233 236V237H231ZM253 235H257V237H258V240H255V241H252V242H254V243H249V241H251V240H253L254 238L252 237ZM96 236H89L88 235V238L90 237H96ZM104 236V237H103ZM198 236V235H197ZM229 236L231 237V240L234 238V236H238V238L236 239V237L234 238V240H232L233 242H232V244L230 243V246L231 245H233V244H235V240L237 241L236 243L238 244L239 242L238 241H240V244H242V245H244V246H241V245H235L236 247H234V248H236L234 251H233V249L231 250V254H227V252L225 253V254H227L228 256H226V257H223V254H224V252H217V251H219V250H221V249H223V247L225 248V249H223L222 251H227L226 250V248L228 247L229 248V245H227L229 242L227 241L228 239L227 238H229ZM242 238V241H244L245 240V242H247L248 241V243H249V246L248 245H245L244 244V242L243 243H241L242 241L240 240V238ZM257 237H255V238H257ZM261 237V238H260ZM162 238V237H161ZM202 238H203V236H202ZM250 238H253V239H251V240H249ZM260 238V239H259ZM96 239H99V236L98 237H96ZM95 239V240H96ZM163 239V238H162ZM152 240V241H151ZM166 240V239H165ZM247 240V241H246ZM145 242H147V243H145ZM164 242H166L167 243V241H164ZM182 242L183 241H181V244H182ZM258 242V243H257ZM261 242H263V241H261ZM209 243V242H208ZM247 243V244H248ZM181 244L180 245H178L179 247L181 246ZM254 244V245H255ZM258 244V245H257ZM93 245V244H92ZM138 245H140L139 247H138ZM153 245H154V243H153ZM208 245V244H207ZM227 245V246H226ZM91 246V245H90ZM89 246V247H90ZM94 246V247H95ZM211 246V247H210ZM234 246V245H233ZM248 246V247H247ZM170 247V248H169ZM206 247V248H207ZM216 247H219V248H221V249H219V248H217V249H219V250H217L216 249ZM242 247H244V248H242ZM247 247V248H246ZM253 247V249H254V247L255 246H252ZM258 247H260V246H258ZM159 248V247H158ZM160 248H162V246L160 247ZM166 248V249H165ZM167 248H169V249H167ZM154 249V248H153ZM152 249V250H153ZM121 250V252L123 251V249H119V250H117L116 252H114V253H112V254H107V255H104V256H98L97 257V255H94V257L92 258V259H87V260H85L84 262H83V264H104V262H106L107 261V264H114L115 262H116V260H117V255L119 254V251ZM160 250V249H159ZM166 250V251H165ZM170 251V253H169V251ZM179 250V249H178ZM207 250V249H206ZM214 250H217V251H215V252H213ZM255 250H256V247H255V249H254V253H255ZM214 253H212V252ZM252 251V252H251ZM175 252V253H176ZM209 252V253H208ZM217 252V253H216ZM228 252V253H229ZM233 252V253H232ZM258 251H256V253H257ZM155 253V252H154ZM212 253V254H211ZM221 253H222V255H221ZM141 254V253H140ZM147 255H148V253H146ZM158 254H156L158 257H159V255ZM224 254V255H225ZM151 255V254H150ZM174 255V254H173ZM173 255L171 256V257H173ZM176 255V254H175ZM179 255V254H178ZM220 255H221V257H220ZM138 256V255H137ZM161 256V255H160ZM163 256V255H162ZM161 256V257H162ZM165 257H166V254L164 255ZM168 256H167V258H168ZM207 256H210V257H207ZM255 256V255H254ZM141 257V256H140ZM161 257H159V258H161ZM164 257V258H165ZM177 256H175L174 258H176ZM223 257V258H222ZM231 258L230 259V261L229 260H227V258ZM145 258V257H144ZM150 258H151V256H150ZM157 258V257H156ZM163 258V259H164ZM169 258H170V256H169ZM205 258L203 259V260H205ZM223 260H222V259ZM252 258H254L253 256H252ZM252 258H251V260H252ZM149 259V258H148ZM154 259V258H153ZM171 259H173V258H171ZM136 260V259H135ZM151 260L152 259H149L148 261L149 262H151ZM169 260V259H168ZM167 259H165V260H163V262H161V264H168L167 263V261H168ZM202 260V261H203ZM140 261V260H139ZM147 260H144L143 262H144V264H150V263H148V262H146ZM155 262V261H154ZM141 263V262H140ZM204 263H205V261H204ZM250 263V262H249ZM248 263V264H249ZM143 264V263H142ZM159 264V263H158ZM186 264H188V263H186ZM198 264H203V262L201 263V262H199ZM208 264V263H207ZM232 264H234V263H232Z\"/></svg>",
	"mask_w": 264,
	"mask_h": 264
}]
</instances>
